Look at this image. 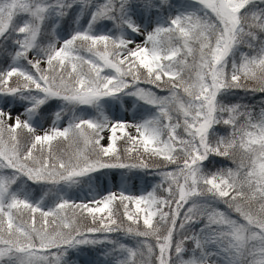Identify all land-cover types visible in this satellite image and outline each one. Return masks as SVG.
Segmentation results:
<instances>
[{"label":"snow or ice","instance_id":"6c2138e0","mask_svg":"<svg viewBox=\"0 0 264 264\" xmlns=\"http://www.w3.org/2000/svg\"><path fill=\"white\" fill-rule=\"evenodd\" d=\"M0 264H264V0H0Z\"/></svg>","mask_w":264,"mask_h":264}]
</instances>
